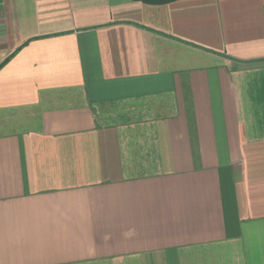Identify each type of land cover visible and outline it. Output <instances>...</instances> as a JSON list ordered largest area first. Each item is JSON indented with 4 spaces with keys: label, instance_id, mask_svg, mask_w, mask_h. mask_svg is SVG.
<instances>
[{
    "label": "crops",
    "instance_id": "crops-1",
    "mask_svg": "<svg viewBox=\"0 0 264 264\" xmlns=\"http://www.w3.org/2000/svg\"><path fill=\"white\" fill-rule=\"evenodd\" d=\"M0 264H264V0H0Z\"/></svg>",
    "mask_w": 264,
    "mask_h": 264
}]
</instances>
